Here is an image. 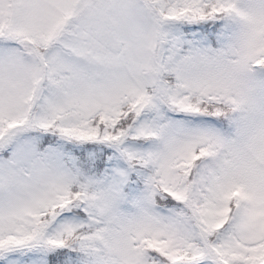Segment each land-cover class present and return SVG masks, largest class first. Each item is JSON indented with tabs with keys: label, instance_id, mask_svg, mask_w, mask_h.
Wrapping results in <instances>:
<instances>
[{
	"label": "snow or ice",
	"instance_id": "obj_1",
	"mask_svg": "<svg viewBox=\"0 0 264 264\" xmlns=\"http://www.w3.org/2000/svg\"><path fill=\"white\" fill-rule=\"evenodd\" d=\"M0 264H264V0H0Z\"/></svg>",
	"mask_w": 264,
	"mask_h": 264
}]
</instances>
